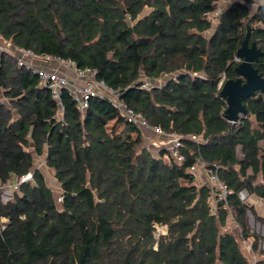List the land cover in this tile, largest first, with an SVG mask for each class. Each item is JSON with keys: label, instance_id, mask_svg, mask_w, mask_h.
Wrapping results in <instances>:
<instances>
[{"label": "trees", "instance_id": "obj_1", "mask_svg": "<svg viewBox=\"0 0 264 264\" xmlns=\"http://www.w3.org/2000/svg\"><path fill=\"white\" fill-rule=\"evenodd\" d=\"M253 1L0 0L4 39L96 69L162 136L182 135L184 157L177 162L167 146L154 155L136 125L132 142L116 143L108 125L125 119L106 98L92 97L81 112L64 90L58 119L38 77L0 53V264H252L245 240L264 264V235L250 214L264 217L239 195L264 198V93L243 99L248 113L238 123L219 94L223 78L239 76L247 22L250 42L264 51V3L251 13ZM255 66L264 75V52ZM148 80L160 83L142 88ZM201 161L230 190L215 212L210 186L190 170ZM28 172L5 200L1 186ZM158 224L167 232L156 237Z\"/></svg>", "mask_w": 264, "mask_h": 264}, {"label": "built area", "instance_id": "obj_2", "mask_svg": "<svg viewBox=\"0 0 264 264\" xmlns=\"http://www.w3.org/2000/svg\"><path fill=\"white\" fill-rule=\"evenodd\" d=\"M224 4H226V1L219 2L218 7L211 12L210 16L215 18L222 11ZM2 52H6L14 56L19 66L25 67L27 70H30L32 74L38 77V84L40 87L47 88L50 91L52 100L57 105L58 119L63 118L65 110L62 96L64 90L68 91L71 98L75 101L76 107L81 112L86 110L92 97L97 96L106 98L119 112V114L124 117L126 123L133 127L136 125L141 129L146 128L152 130L153 132H157L161 136V140L165 143V146L169 148L171 155L176 159V161L180 163L184 159L183 155L179 153V145L182 135L172 134L166 135L165 137L162 136L165 134L164 131L160 127L149 126L145 122L142 114L134 111L120 97L119 89L113 88L103 79L97 77L96 69L90 67H79L73 59L63 58L59 55L36 53L32 49L16 45L11 39H4L0 35V53ZM235 60L240 62L241 58L236 55ZM223 82L224 78L219 83L220 88ZM159 83L160 82L148 80L144 81L141 87L151 89ZM2 100L3 99L0 96V103ZM242 116L243 114H241V117ZM239 120L231 123H238ZM191 138L196 141H200L198 136L192 135ZM200 168L205 171L211 181V184H209L211 188V195L208 202L212 210L215 212L221 203L223 204V207H227V196L230 193V190L228 186L219 179L216 168H206L204 162L201 161L197 165L192 166L190 170L196 173ZM31 177L32 172H28L21 177L20 181L3 184L1 188L4 191L12 192L13 188H17L19 183L29 180ZM239 195L243 201H248L249 191L247 189L240 191ZM10 198L11 196L5 200H9ZM59 200H62L61 196H59ZM8 221V218L2 217V227H5ZM155 236L159 237L156 232ZM245 241L252 250L251 242L249 240ZM254 257L256 262V256L254 255Z\"/></svg>", "mask_w": 264, "mask_h": 264}, {"label": "water", "instance_id": "obj_3", "mask_svg": "<svg viewBox=\"0 0 264 264\" xmlns=\"http://www.w3.org/2000/svg\"><path fill=\"white\" fill-rule=\"evenodd\" d=\"M246 27L245 37L236 52L241 58L235 67L239 76L224 80L219 91V94L226 99L225 114L230 122H236L241 114L248 113L243 99L253 96L257 91L264 93V75L255 66L264 51L257 46L256 41L250 42L252 26L249 22L246 23ZM247 184L254 191L252 182L248 181Z\"/></svg>", "mask_w": 264, "mask_h": 264}, {"label": "rangeland", "instance_id": "obj_4", "mask_svg": "<svg viewBox=\"0 0 264 264\" xmlns=\"http://www.w3.org/2000/svg\"><path fill=\"white\" fill-rule=\"evenodd\" d=\"M264 3V0H254L253 2L249 3V7L251 10V13H253L256 10L257 5ZM149 9H146L144 13L148 12ZM212 32V30L208 31L207 34H210ZM115 122L112 121L109 123L108 125V129L109 131H111V129H115L113 130V134L116 136V143L118 144H124V145H128L129 142H132V140H134V138L137 136V132L134 130V127L129 125L128 123L124 122L121 125H114ZM161 136L157 133V132H153L150 131V135L148 134L147 137L145 136V146L148 147V149L156 156H158V153L160 150L164 149L165 143L161 140ZM166 141V140H165ZM43 158H36V162H43ZM47 174V180H48V184L49 186L59 194V185L58 183L55 181L53 175L50 172H46ZM197 177L199 178L198 174ZM200 182V179H199ZM3 191V195H4V199H7L8 197L12 196V192L9 191ZM58 200H59V195H58ZM250 222H251V227L254 231L261 233L264 235V224L261 223L258 220H255L254 216L252 214H250ZM233 221L229 222V226H232ZM230 227H226V229H228ZM167 232V226L165 225H157L156 228V233L157 236L164 234ZM241 248L244 251V253L251 259V263L255 264V257H254V252H252V250L249 248L248 244L246 243V241H242L241 242Z\"/></svg>", "mask_w": 264, "mask_h": 264}, {"label": "crops", "instance_id": "obj_5", "mask_svg": "<svg viewBox=\"0 0 264 264\" xmlns=\"http://www.w3.org/2000/svg\"><path fill=\"white\" fill-rule=\"evenodd\" d=\"M251 119L254 120L255 119V116L252 115L251 116ZM118 125H121V124H118ZM134 130L136 131V129H134ZM150 131H152V130L146 129V128L141 129V132L144 135V137L145 136L147 137L148 134L150 135ZM261 145L264 146V140L261 141ZM238 155L240 157L242 156V152H241V147L240 146H238ZM49 172L54 177L53 170H49ZM196 174H198L201 184H208V185L211 184V181L209 180L207 174L205 173V171L203 169H201V168L198 169L197 172H196ZM54 179L57 182V180H56L55 177H54ZM248 201H249V203H251L254 206L256 212L260 216L264 217V198H262V197H260V196H258V195H256L255 193L252 192L251 194H249Z\"/></svg>", "mask_w": 264, "mask_h": 264}]
</instances>
